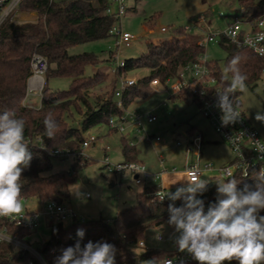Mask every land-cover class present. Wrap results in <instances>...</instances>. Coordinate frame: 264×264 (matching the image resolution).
Returning <instances> with one entry per match:
<instances>
[{
  "label": "trees",
  "instance_id": "obj_1",
  "mask_svg": "<svg viewBox=\"0 0 264 264\" xmlns=\"http://www.w3.org/2000/svg\"><path fill=\"white\" fill-rule=\"evenodd\" d=\"M234 1L239 7H244L250 17L264 15V0ZM108 4L107 0H21L19 10L35 13L36 18L15 22L9 16L0 24V113L11 110L17 117L25 120V141L32 154L30 166L24 169L20 180L22 198L36 199L41 205L48 200L64 203L69 195V186L75 179L74 170L81 158V144L85 132L94 126L107 124L111 116L123 114L135 98H146L151 92L149 83L153 78L157 77L160 81L172 79L183 66L203 57V45L191 40L186 31L180 28L169 39L149 44L147 53L124 60L123 67L116 68L115 80L110 90L103 94H93L92 91L106 80V74L97 71L86 75L85 67L103 60H112L115 52L109 50L107 57L101 59L93 52L70 54L68 50L77 44L110 36L115 38L109 29L116 20L105 13ZM219 43L227 51L224 70L233 57H240L239 68L247 76L246 88L252 90L261 78L264 58L246 48L236 47L225 37H219ZM34 54L42 55L47 61V69L43 74L46 80L40 91L38 105L24 102L27 80L31 74L30 62ZM208 64L218 82L224 86L226 82L222 79L224 74L219 65L216 62ZM141 68L147 69L148 75L138 78L136 84L127 88L121 98L122 108H119L114 95L117 77L121 73ZM227 75L231 77L230 73ZM49 77H68L69 88L50 89L47 86ZM173 98L191 99L197 104L189 92L168 97ZM74 114L78 115L76 123H72ZM48 115L55 118L59 126L54 139L46 136L44 119ZM193 131V126L187 128L189 134ZM51 148H67L76 153L69 170L51 172L52 156L48 153ZM121 152L124 162L137 161L138 151L124 137H121ZM259 176L258 169L253 168L249 170L247 177L235 174L226 179L235 178L240 189L245 185L254 189ZM156 188L154 183L144 184L142 190L136 194V203L118 210L110 221H74L68 225L51 221L48 239L33 249L45 264H54V258L60 254V250L73 246L79 239L77 230L83 229L85 235L80 241L81 246L88 241H106L117 249L115 264H143L159 249L141 248L137 241L152 238L153 234L164 230H172L167 223V209L173 202L157 201L153 195ZM214 191V187L209 184L206 192L198 194V198L205 201L206 210L209 203L216 201ZM174 203L179 207L183 201L177 200ZM261 214L264 215V212ZM6 229L9 234L16 233L22 240H26L31 233L9 224H6ZM0 264L42 263L28 250H18L7 242H0ZM175 264L198 262L189 258ZM232 264L236 262L233 261Z\"/></svg>",
  "mask_w": 264,
  "mask_h": 264
},
{
  "label": "rangeland",
  "instance_id": "obj_2",
  "mask_svg": "<svg viewBox=\"0 0 264 264\" xmlns=\"http://www.w3.org/2000/svg\"><path fill=\"white\" fill-rule=\"evenodd\" d=\"M107 2L110 3L111 0H107ZM126 7V13L116 22V25L121 30L136 37L130 46L123 44L116 46V39L110 36L77 44L68 50L70 54L93 52L101 59L107 57L109 50L115 52L112 60H103L96 65L85 67L86 75H92L97 71L106 74L104 83L92 91L95 95L110 90L115 80V71L113 70L116 68L117 62L147 53L149 44H157L159 41L169 39L180 28L184 30L185 27H189L190 30L186 33L191 40L199 43L204 32L196 26L198 16L207 15L206 19L210 23L209 29L214 31L216 28H224V20L219 17V12L228 15L233 9L238 10L239 8L234 0H126ZM10 17L15 22H23L35 19L36 14L25 13L16 8L10 13ZM161 27L166 28L167 32H160ZM203 47V58L207 62H216L225 75L224 62L227 51L220 45L219 38L216 41L204 43ZM146 75H148V70L141 68L125 73L124 77L138 79ZM45 80L46 76L44 75L43 82ZM69 84L70 79L68 77L47 78V86L52 90H66L69 88ZM114 88H119L117 80ZM170 95L169 86L155 85L146 98L137 97L128 106V111L138 114L148 113L157 117L153 123L143 122V129L146 132V134L140 132L143 141L138 140L140 134L136 131L130 133L128 126L124 132H119L109 130L107 124H100L85 132L84 136L93 135L96 137V141L82 148V157L74 170L75 179L69 186V195L64 201L78 216L83 217L85 221L97 219L110 221L118 210L136 203V194L142 190L143 184H136L133 177L127 173L117 175L107 168L108 165L125 161L121 152V137L129 136L128 138L132 140L138 151L137 160L143 162L146 169L151 173L158 171L159 161H162L165 169L175 168V174L179 177L184 169L186 158L189 162L194 160L195 156L186 157L183 146H176L177 141L186 142L185 133L190 126L195 127L203 135L200 165L211 163L213 168L217 169L229 165L233 161L232 151L201 115L197 104L191 99H168ZM238 96L242 101L249 124L264 139V123L255 120L257 111L264 113V93L261 90V81L259 80L257 86L252 90L245 88L243 92L238 93ZM26 101L39 103L40 96L37 94L29 96ZM73 120L72 123L78 121L77 114H74ZM147 135L149 137L160 136L162 140L158 145L152 147L145 137ZM106 148L108 149L105 150ZM72 161V157L53 156L51 158V172L69 170ZM203 177L212 181L210 185L214 187L216 196L217 185L215 181L227 178L217 170L206 171ZM180 186H182V182L170 184L167 191L170 189L171 192H175L176 188ZM26 208L38 212L39 226L30 233L26 240H18L30 246L33 253L35 252L33 248L48 239L51 220L43 215V205L36 199L29 200ZM68 223V221L63 222L64 225H68ZM157 234L162 235V240L156 239ZM175 237L176 235L168 230L153 234L145 248L159 250L143 264H149L150 261L162 264L164 255L173 252ZM186 255L188 258H192L187 252Z\"/></svg>",
  "mask_w": 264,
  "mask_h": 264
},
{
  "label": "built area",
  "instance_id": "obj_3",
  "mask_svg": "<svg viewBox=\"0 0 264 264\" xmlns=\"http://www.w3.org/2000/svg\"><path fill=\"white\" fill-rule=\"evenodd\" d=\"M21 0H0V24L10 16V13L18 8ZM126 0H111L105 9V13L111 16L118 22V20L126 13ZM219 17L224 20V28H216L214 31L210 30V23L207 21L206 16L200 15L197 18V28L204 32V36L200 38L198 44L203 45L207 42L216 41L219 37H225L228 41L234 44L238 48H246L252 53L264 58V15L259 17H250L248 11L244 7H239L238 10L225 14L219 12ZM115 24L109 29L110 34L115 36L116 45L121 44L130 46L133 40L136 39L134 35L127 31L121 30ZM185 31H189V27L184 28ZM160 32H167V29L161 27ZM124 62L120 61L116 63V68L123 67ZM116 68L113 70L116 72ZM31 74L29 79L30 90L39 89L41 91L43 85V74L47 69V61L40 54H34L30 62ZM264 70H262L261 90L264 93ZM32 81H36V85L32 84ZM119 88L115 89L114 95L116 98V104L119 108H122V95L128 87L137 83L135 78H125L124 73H121L117 77ZM155 85H162L164 87L169 86L171 95H177L182 92H189L190 97L197 101L199 111L201 115L206 119L209 125L213 128L218 137L223 140L230 148L234 155L233 161L226 166L214 169L211 163H204L200 165L202 136L200 132L193 131L189 134L185 133L186 142H176V146H183L186 157L192 155L195 156L193 161H188L186 158L184 163L185 178L190 177L192 169H198L201 175L206 171L217 170L224 177H232L235 174H239L242 177H247L249 170L257 168L259 174H264V139H262L258 131L249 124L245 112L243 110L242 101L240 100L238 93H236L234 100L238 102V111L241 112V117L237 122L229 124L227 126L222 125L221 110L216 106L217 103V91L223 89V85L220 84L217 78L213 74V70L209 66L207 60L200 57L199 61L187 64L183 66L178 75L174 78H166L164 81H160L159 78H153L149 86L152 88ZM157 120V117L152 114H138L125 110L123 114L111 116L108 119L107 125L110 129L124 132L126 126L131 125L137 131L146 132L143 129V122L153 123ZM150 144L155 147L161 142L160 136L149 137L145 136ZM143 138V136H142ZM96 141V137L93 135H87L84 137L81 149L93 144ZM130 145H134L132 141H128ZM41 148L43 146L38 144ZM106 148L105 150H107ZM50 156L54 157H72L76 156L70 149L51 148L48 150ZM82 157V154H80ZM160 170L154 174L148 172L143 163L139 161H128L117 163L114 165H108L107 168L110 172L117 175L129 174L133 177L136 184H146L153 180L157 188L153 192L155 199L159 202L168 201L165 198L160 200L167 190L163 187L161 180L162 175L167 171L164 168L162 161H159ZM27 199L22 198L24 211L19 215H12L9 217H0V242H7L11 244L15 249L28 250L34 257H36L42 264H45L40 256L35 252H31L30 246L20 242V239L16 233L9 234L6 229V224L16 227L24 228L29 232H32L39 226L38 212L35 210L24 207V203ZM43 215L54 222H85L83 217L77 215V213L67 206L65 203H59L55 200H48L43 205ZM176 236L179 234L172 230ZM157 240H162V235H156ZM22 240V239H20ZM146 238H142L137 241V245L141 248L146 247ZM189 259L186 252L178 251V248L174 242L172 254H166L163 257L162 264H167L168 261L171 264Z\"/></svg>",
  "mask_w": 264,
  "mask_h": 264
},
{
  "label": "clouds",
  "instance_id": "obj_4",
  "mask_svg": "<svg viewBox=\"0 0 264 264\" xmlns=\"http://www.w3.org/2000/svg\"><path fill=\"white\" fill-rule=\"evenodd\" d=\"M239 63L238 56L229 61L222 77L226 83L217 91L216 106L223 113L224 126L237 122L242 115L234 97L245 90L247 76L241 72ZM227 73L231 74L230 78ZM255 120L264 123V113L257 111ZM44 126L46 136L54 139L59 127L55 118L45 117ZM25 127V120L17 117L14 111L0 113V217L24 211L20 180L32 160L29 144L25 141ZM256 181L254 189L249 185L240 189L235 178L217 179L216 201L209 203L207 210L198 194L208 190L210 179L202 177L198 169H192L189 178L177 181L182 182V186L175 192L169 189L160 200L167 198L173 202L168 205L167 223L179 234L175 237L178 251L187 252L198 264H232L233 261L264 264V215L261 214L264 212V174ZM177 200L183 201L179 207L174 203ZM84 235V230L78 229L77 242L61 249L54 264H115V245L88 241L81 246Z\"/></svg>",
  "mask_w": 264,
  "mask_h": 264
},
{
  "label": "crops",
  "instance_id": "obj_5",
  "mask_svg": "<svg viewBox=\"0 0 264 264\" xmlns=\"http://www.w3.org/2000/svg\"><path fill=\"white\" fill-rule=\"evenodd\" d=\"M233 11H236L235 9H233L231 12H233ZM32 84L33 85H36V81H32ZM28 86H29V79L27 80V92H26V96H25V101L24 102H28V103H30V104H33V105H38L39 103H35V102H29V101H26V99L29 97V96H34V95H39L40 96V90L39 89H34V90H30L29 88H28ZM174 99H176V98H174ZM128 127H129V131H130V133H133V132H137V133H139L140 134V136L138 137V140L139 141H143L144 139L142 138V135H141V133L139 132V131H137L133 126H131V125H128ZM109 130H113V129H110L109 128ZM187 131V130H186ZM194 131H198L195 127H194ZM198 132H200V131H198ZM200 134H201V136H202V143H203V135H202V133L200 132ZM129 137V136H128ZM128 137H124L125 139H127L128 141H132L130 138H128ZM135 146V145H134ZM152 146V145H151ZM153 147V146H152ZM201 150H202V145H201ZM137 159V158H136ZM137 161H139V160H137ZM139 162H141V161H139ZM141 163H143V162H141ZM160 170V164H159V166H158V171ZM167 171L162 175V180H161V183H162V185H163V187L167 190V188H169V186H170V184H173L174 182L176 183L178 180L177 179H179L180 181H182V180H184V179H186L185 178V174H184V171H182V174H179V177H177L178 175L177 174H175V168H172V169H166ZM184 170V169H183ZM157 171V172H158ZM149 172V171H148ZM149 173H151V172H149ZM156 173V172H155ZM151 174H154V173H151ZM181 175V176H180ZM203 175H204V173H203ZM203 175H202V177H203ZM174 178V180H172ZM172 182V183H171ZM154 182H151L150 181V183H146V184H153ZM144 185V184H143ZM27 202H29V199H27L26 201H25V203H24V207H26L27 206ZM170 232V231H169ZM165 256V255H164Z\"/></svg>",
  "mask_w": 264,
  "mask_h": 264
},
{
  "label": "water",
  "instance_id": "obj_6",
  "mask_svg": "<svg viewBox=\"0 0 264 264\" xmlns=\"http://www.w3.org/2000/svg\"><path fill=\"white\" fill-rule=\"evenodd\" d=\"M146 239H147V241H149L151 238L150 237H147Z\"/></svg>",
  "mask_w": 264,
  "mask_h": 264
}]
</instances>
